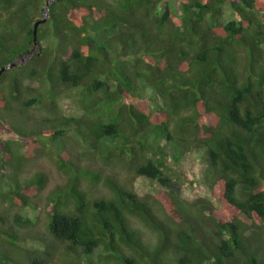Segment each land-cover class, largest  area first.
Returning <instances> with one entry per match:
<instances>
[{"label":"trees","instance_id":"16d2710c","mask_svg":"<svg viewBox=\"0 0 264 264\" xmlns=\"http://www.w3.org/2000/svg\"><path fill=\"white\" fill-rule=\"evenodd\" d=\"M15 2L0 0V17ZM161 3L54 0L36 36L34 19L26 18L24 43L6 49L0 70L47 39L27 76L46 73L49 94L78 91L81 129L77 140L67 135L75 119L61 113L58 99L30 96L27 77L7 69L0 77V122L23 137L28 150L0 142V167L11 170L4 175L8 186L0 181V199L39 208L48 173L29 174L27 167L46 156L68 178L45 207L49 233L66 243L67 264L82 258L90 264L100 246L102 262L264 264V0H181L183 15L167 5L162 11ZM22 4L34 15L47 1ZM226 7L233 18L222 22ZM66 45L73 50L63 59ZM39 100L49 116L29 115ZM83 146L88 152L77 151ZM189 152L205 160L204 178L217 203L182 199L166 172ZM136 176L167 188L156 195L160 210L130 185ZM99 183L109 194L91 195L86 186ZM7 216L0 215L11 225L0 229V246L8 245L0 247V264H17L10 255L19 249L13 228L34 221ZM135 218L160 232L156 246H147Z\"/></svg>","mask_w":264,"mask_h":264},{"label":"rangeland","instance_id":"374dc122","mask_svg":"<svg viewBox=\"0 0 264 264\" xmlns=\"http://www.w3.org/2000/svg\"><path fill=\"white\" fill-rule=\"evenodd\" d=\"M46 1L52 2L54 0ZM166 5L171 9H174L177 14L183 15L181 0H163L160 4V9L163 11ZM32 6H36V2H33ZM22 7V0H16L12 8H2L3 13L0 17V58H3L5 57V55H7L6 49L22 47L25 40V29L29 28L30 26L29 23L24 25L27 17V22H31L34 19V21H32L33 24H36V22L40 21V19L45 18L47 20L48 15L46 12V8H40L38 10V14L35 13L33 15V13L31 14L29 11L25 13ZM231 18H233V13L228 7H226L224 16L222 17L221 21L224 22ZM213 24H215V22ZM50 39L51 47L55 48L56 46L58 48L59 40L56 41V39L52 36H50ZM46 44H49V41L47 39L43 40V44L41 45L36 44V47H34L33 51L38 52L41 46ZM65 49L66 50L62 58L68 59L73 50V46L66 45ZM44 51L45 49H43V52ZM34 52L28 53L25 56L15 57L12 63L15 62L16 64H19L10 68V74H14V76L20 77L21 79H23L25 76L27 77V79L25 80V87L28 88L30 96H37L38 98V95L43 94L45 100H48L47 102L49 103L51 102L53 97L58 99L61 113H63L66 118L75 119L72 123V128L67 130V135H70V137H73L75 140H77L78 137H76V132L81 129L78 120L83 114V109L79 104L80 93L78 91H74V88L72 87H64L61 93L58 92L59 94H49V91L51 89V82L48 78V75L44 72L39 77L33 79L29 78L27 76V73L37 66V63L33 61L30 62ZM1 85L2 84H0V86ZM44 104L45 103L41 100L36 102L30 110L29 115H37L40 117H44V115L49 116L50 113L47 109H45ZM7 141L13 145V150H17L22 153H25L28 150V146L25 144V139L23 137H19L16 132L10 131L8 129V125L2 120V122H0V142H4L6 144ZM88 149L89 147L83 146L78 147L77 151L88 152ZM95 161L99 162L98 159ZM172 165L173 167H171V171L166 172L175 179L174 183H177V185L179 186V193L182 199L186 200L187 202L193 203L200 198H208L211 200V202L217 203L216 198H214L211 194L209 184L204 178V170L206 167L205 160L199 155L198 152H189L182 158L179 163ZM38 169L46 170L50 180L47 187L41 192L39 208L15 207L11 206L8 201L0 199V215H8L7 217L14 220L15 215L20 213L22 217L29 218L31 221H34V225H19L17 223L15 224L16 227H14L13 230L18 235L19 249L17 253H11L10 255L17 264H34L32 263V259H27L28 255L32 256L33 258L36 257L42 261L47 259L48 262H45L46 264H67V260L70 259L67 252H63L64 254L62 255V251H65L67 248L66 243L56 241L49 233L47 228V223L49 222V220L45 211V207L49 194L59 184H66L68 182V178L65 177L57 168V165L54 162H51L46 156L39 157L36 160L32 161L27 167V172H30L29 174H32L31 171H36ZM10 172L11 170L7 166L2 165V167H0V181L3 180L1 184L4 187L8 186V178L4 175L9 174ZM177 175H180L181 179L177 180ZM130 185L135 189L140 197L150 201L154 204L157 210H160L159 204L161 203V201H157L156 195L159 191L164 190L165 187H163L159 183V181H153L147 177L136 176L131 180ZM88 187L92 196H97L104 193L109 194V190L102 183L97 184V186H86V188ZM135 220V225L144 236L147 246L150 248L156 246L160 241V232L152 228V230L155 232L153 233L142 223L141 220L137 218H135ZM8 224V221L2 223V221L0 220V229H4L3 226H11ZM7 246L8 245L5 244L1 245L0 247L3 249H8ZM19 254H21L22 256H19ZM131 254L136 256V253L134 251H131ZM105 255L106 251L104 250V247L100 246L96 250L95 255L92 256L91 261L93 263L91 262L90 264H122L119 259H104L105 261L102 262L103 259L101 257H104ZM141 260L142 259L140 258L139 261ZM86 263L87 262L85 261V259L82 258L80 262L75 261L72 264Z\"/></svg>","mask_w":264,"mask_h":264},{"label":"water","instance_id":"95a60500","mask_svg":"<svg viewBox=\"0 0 264 264\" xmlns=\"http://www.w3.org/2000/svg\"><path fill=\"white\" fill-rule=\"evenodd\" d=\"M49 5H50V2H47V5H46V7H45L46 10L49 9ZM45 20H46V19L44 18V19H42V20L36 22V24H35V31H34V32H35V36L37 35L38 27H39L40 23L45 22ZM15 65H16V63L14 62V63L8 64V65L2 67L1 70H0V77H1V75H2L7 69L12 68V67H14Z\"/></svg>","mask_w":264,"mask_h":264},{"label":"clouds","instance_id":"9594fccd","mask_svg":"<svg viewBox=\"0 0 264 264\" xmlns=\"http://www.w3.org/2000/svg\"><path fill=\"white\" fill-rule=\"evenodd\" d=\"M162 1H163V0H162ZM48 10H49V9H48ZM48 10L46 11V12H47V15H48ZM40 20H42V19H40ZM40 24H41V23H40ZM34 27H35V25H34ZM26 55H27V54H26ZM23 56H25V55H23ZM11 63H12V62H11ZM11 63H10V64H11ZM18 64H19V63H18ZM18 64H16V65H18ZM16 65H15V66H16ZM9 69H10V68H9ZM153 181H154V180H153ZM159 183H160V182H159ZM160 184H161V183H160ZM161 185H162V184H161ZM162 186H163V185H162ZM163 187H164V186H163ZM164 190L166 191V188H164Z\"/></svg>","mask_w":264,"mask_h":264}]
</instances>
